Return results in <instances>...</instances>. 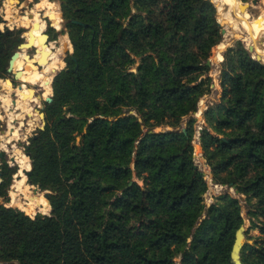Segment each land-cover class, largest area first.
Listing matches in <instances>:
<instances>
[{"label":"trees","instance_id":"16d2710c","mask_svg":"<svg viewBox=\"0 0 264 264\" xmlns=\"http://www.w3.org/2000/svg\"><path fill=\"white\" fill-rule=\"evenodd\" d=\"M62 8L75 61L54 76L45 125L25 148L28 181L49 190L51 211L31 217L0 204V264H234L239 200L224 193L205 204L196 119L180 127L210 91L205 61L222 45L213 2L64 0ZM16 45L12 30H0V79ZM222 56L221 96L203 112L200 146L216 183L256 199L250 213L260 223L251 227L260 235L240 259L264 264V63L240 40ZM161 126L172 130H154ZM2 168L0 197L14 173ZM133 170L141 185H128Z\"/></svg>","mask_w":264,"mask_h":264},{"label":"rangeland","instance_id":"374dc122","mask_svg":"<svg viewBox=\"0 0 264 264\" xmlns=\"http://www.w3.org/2000/svg\"><path fill=\"white\" fill-rule=\"evenodd\" d=\"M10 1L11 0H0V18H1L0 30H2V31L6 30V29L12 30L14 35L17 36V38H18L19 33L17 32V29L20 28V27H25V28L30 29V27L25 25L24 21L28 20V19L29 20L33 19V15H31V13H29V11L33 10V9H40V8L36 7V5H38L40 3L42 4L43 0H18L20 2L19 4L16 2V0H14L15 2H13V3H11ZM44 1H48L47 7H46V10L48 11V13H45V11L43 9L38 10L40 18H41L42 15L45 16L44 18H41L43 20V23H44L43 26L41 27V29H44L47 26L46 27V33L50 36V45H48L49 52L51 50H53L55 47L56 48H60L61 51L57 52L60 55L57 54L58 58L55 60L56 65L58 66L56 68L55 72L54 73L47 72L45 74V76H48L47 78L49 80L47 82L46 81L45 82H39L43 89H44V86L48 82L51 81V83H52V80H53L54 76L60 70H62V69L67 67V58L69 57V54L72 53V55H73V46L71 44V41H70L68 33H67L66 19L64 18V15H63L62 3L64 2V0H44ZM237 2H239V4L240 3H242V4L243 3H248L249 4V6L247 8H245V10H241V8L238 6V11L240 13H242L244 11L245 15L249 18V20H251V19H253V21L254 20L255 21L258 20L259 22H262L264 20V18H263L264 17V0H257L256 4H253L252 0H237ZM213 4H214V6L216 8L217 21L220 22L219 26L221 27V29L225 28V32L227 30L230 31V33H229V35L227 37H225V33H223V34L221 33L222 34L221 42H224V43L227 42L228 43V42L231 41V43L230 44L226 43L227 45L225 44L226 46H224L223 49L219 45H218L219 47L217 49H216V47L212 48V50L210 52V56L208 57L211 60V65H209V70H208V75L211 77L210 91L200 98V101L201 102L203 101L202 102L203 104L201 103V105H203V107H202L203 109L201 110V113H200L201 115L199 114L200 115L199 116V115L196 114L197 111H198V108L201 107V105L199 106V104H200L199 103L200 101H199L198 105H197V110L195 112L189 114V115L184 116L182 118V122L180 124V127L182 129L185 127L186 120H187V118L189 116H192V117H194L196 119V121L194 123L195 134H194V137L192 139V145H193V151H194L193 155H194V162L197 165L198 169L204 174V178L206 179L207 185H208L207 186L208 188H207L206 192L203 195V200H204L205 204L208 206L209 204H211L212 202L215 201V197L216 196H218L220 194H224V193H228L232 197L237 198L239 200V203H240V213H241V217H242V220H243V223H242V225H243V232H242L243 233V238H242L241 241L242 242L253 243L255 241V239L258 238L259 235H260L258 228H252L251 227L252 223H254V224H259L260 223V219L257 218V217H252L251 213H250L251 210H253L255 205H256V199L247 197L246 195L240 193L238 189H237L238 192H236L235 191L236 190L235 186L229 187L227 185L218 184L216 182L213 183L211 169H210V166L206 163V160H205V158L203 156L202 149H201V146H200V141H199V134H200L201 128H202V126L204 124V119H203V112L205 110L204 109V105L208 106V105H211L214 102H218L220 100V96H221V87H220V83H219L220 82L219 74H220V68H221V61L222 60L221 61H216L215 59H213V57L214 56L216 57L217 54H219L220 52H221V54H223V52L226 50V48L229 47V46H232L236 40H240L246 46V48H247L248 45L252 44L251 42L245 41L242 38L236 37V36H234L232 34L234 31H241V32H244V33L247 34L248 31L247 30L244 31V29L240 28L239 26H237V30H232L228 25H226V23H224L222 21L224 19L222 18V15L220 13H218L219 10L217 9L218 7H217V5H216V3L214 1H213ZM52 8H54V11L50 13L49 10L52 9ZM229 13H230V15L232 17H236L233 12L230 11ZM50 14H52L54 16L55 20L61 19V29H60V31L57 29L59 33H56L55 36H53V33L56 31V29L54 28V26L52 27L50 25V19L47 18L49 23L47 22V20H45L46 15H50ZM235 19H237V17ZM46 22L48 24H46ZM127 24H128V19H126L124 21V26H127ZM35 32H39L38 29H35ZM220 32H221V30H220ZM28 34L29 33L26 34L27 38H29ZM23 35H25V32L23 33ZM263 35H264V33H262L256 39V42H255V45L259 49H261L262 51H264V49H263L264 48V44H263L264 43V36ZM26 37L24 36V38L21 39V41L17 40V45L20 42H23L26 39ZM62 39H63V42H62ZM246 42H248V43H246ZM64 43H67V46L69 45L67 50H65V48H64ZM17 45L15 46L14 51L18 50L17 49ZM215 49L218 50V51H216ZM26 52H27L28 55H32V56L34 55V51H32V49H28V50H26ZM43 52L49 53V52L46 51L45 48L42 50V53ZM42 53H41L40 57L38 58V55H39V50H38V52L36 53V56H35V61H38L39 59H41ZM250 53L252 54V56H254L255 51L253 50V52H250ZM20 61H22V59H18L17 58L15 64H17ZM263 61H264V59H263ZM25 62H26V64L19 71L23 72L25 70L24 68L27 65L30 66V61L27 62L25 60L24 63ZM38 69H34L32 71H30L28 69V71L23 72L20 75V80L23 83H28V84H32V85L39 84L38 82H35V78H36V76L41 74V72L43 70V67L42 68H38ZM131 71L134 72L135 74H137L136 66L133 67L131 69ZM10 75H11V73L7 72V75L4 78L0 79V91H1V93H0V119L2 120V122L0 124V151H2V153H3V156L0 158V168L3 167L2 166V162L6 161V162H8L6 166L13 167L14 168V173L11 175L10 183H9L7 189H6V194L4 196L0 197V204H3L5 206H11V207L19 208L18 206L13 204V199H12V193H13L14 190H16L17 183L20 182L19 184L20 185L22 184L21 186L23 188L26 187V192H28V195H30V193H32L33 196H34V192H33L32 187L37 186V185L32 184L31 182H29L27 176H25V178H26L25 183L27 184V186L23 185V183H24L23 176L21 178L16 179L17 175H18V177H19V175H21V174H16L19 171V164L12 161V157H14L13 155H16V154H14V152L16 153V150H15L16 148L11 146L12 143L11 144L10 143H6L7 139H8V135H7V133L3 134L2 130H5L6 132H8V129L10 127H13V129L17 127L18 130H16V131H19L20 134L18 133L17 136H13V134H12V137H18V139L14 141L15 142L14 144L17 146L18 149H20L22 154H24V155H26L28 157V161L31 163V160H30L29 156L25 153V148H26V144L29 143L30 137L33 136V133L34 132H38V130H39V125L41 124V120H42V118L40 116V113L41 112L44 113V109H45V106H46V101L44 100L45 96H44V91L42 89L41 91H39V95L37 97L40 96L43 101H40V99L38 100L37 97H35V99L38 102L34 101V102H31L29 104L30 107H31L30 110L32 111V113L26 114V117H25L26 119L24 121L26 123L27 119H28V125H29L31 123V121H34V119L36 118L37 119V121H35L36 124L33 127L32 126H27V125L20 126V123H18V122H20V120H18L16 118L12 119V116L14 114L12 113V115H10V112L8 110H5L8 100H12L13 101V99L16 98V96L13 93L14 89H12V87L8 88L5 85L6 84V79H10ZM21 81L18 80V83H20ZM50 87H51V91L46 96L52 98L53 90H52V86L51 85H50ZM23 89L26 92H28L29 94L33 95V92L31 93V91L33 90L32 87H30V86L27 87V86L24 85ZM37 104H39V107L37 106ZM22 111L24 112V110H22ZM7 113H8V117L10 119L7 117ZM34 113L37 116H35ZM128 113L136 115V112L133 111L132 109L129 110ZM27 115H29V116H31L33 118L31 119V117L29 118V117H27ZM8 119H9V124H8ZM12 120H13L14 123H12ZM44 122H45V117H44ZM7 125H8V127H7ZM31 128H32V130H31ZM161 128H165V130H172V127H170V126H161V127H158V128H156L154 130L155 131H161ZM2 143L4 144V146L1 145ZM26 156H25V161H26ZM133 164H134V161H132L131 164H130L131 168H133ZM22 173H23V171H22ZM136 176H137L136 175V171L133 170L132 171L131 180L132 181H137L141 185L142 184L141 181L138 180ZM0 180H2L1 175H0ZM45 191L49 192V190H41V188H40L39 193H41L43 195V197L47 201H49L48 198H46L45 195H44ZM16 198L20 199L21 201H24L23 204H22V208H19L20 210L23 209V207H30L31 208V209H29V211H24V212L33 213V215L32 214H28L31 217H34L37 213H39L41 215L50 214V211H51L50 203H49V208L47 210H45V212H44V211H40L38 209H43L45 207H39L37 203H36V205H35L36 207H35V206H32L29 201H25L24 194L19 193L16 196ZM36 208H37V210H36ZM190 240H191V238L189 237L188 241H190ZM175 260L177 262H179V258H177Z\"/></svg>","mask_w":264,"mask_h":264},{"label":"bare ground","instance_id":"6f19581e","mask_svg":"<svg viewBox=\"0 0 264 264\" xmlns=\"http://www.w3.org/2000/svg\"><path fill=\"white\" fill-rule=\"evenodd\" d=\"M216 5H217V9L219 10L218 13H220L222 15V18L224 20H222L224 23H226V25H228L232 30H237V26H239L240 28L247 30L248 33H244V32H241V31H234L232 34L236 37H240L242 38L243 40L245 41H249L251 42L254 47V51L255 53H258L261 55L262 59H264V51H262L261 49H259L256 45H255V42H256V39L262 34L264 33V20L262 22H259L258 20H254L251 19L249 20V18L245 15L244 11L242 13H240L238 11V6H239V2H237V0H213ZM11 3L15 2L14 0H11L10 1ZM47 4H48V1H44L42 2V4H38L36 5V7L40 8V9H33V10H30L29 13H31V15H33V19H28V20H25L24 23L25 25H27L28 27H30V29L26 28V31H25V37H26V34L29 33V38L26 37V41L30 42V44L32 45L33 47V51H34V55H29L28 58H26V61L29 62L30 61V66L27 65L24 69L23 72H26L28 71V69L30 71L34 70V69H38V68H42L43 67V70L41 72V74H39L37 76V82H47L49 79L47 78L48 76H45V74L47 72H51V73H54L56 68L58 67L56 65V62L55 60L58 58V55L60 48H57L54 52H50L49 54L46 53V52H43L42 53V50L45 48L47 52H49V47L48 45H50V41L47 43L45 42V39H46V33H43L41 35H39V32H35V29H39L43 26V20L40 18V15L38 13V10H41L43 9L45 11V13H48V11L46 10V7H47ZM50 13L54 11V8L50 9L49 10ZM233 12L234 15L237 17V19H235L236 17H232L230 15L229 12ZM46 18H49L50 19V25L56 29V32H58V30L60 31L61 29V19H58V20H55L54 16L52 14L50 15H46ZM234 18V19H233ZM264 18V17H263ZM56 21V22H55ZM9 22V21H8ZM25 28V27H24ZM58 29V30H57ZM228 29V28H227ZM230 29V30H231ZM241 30V29H240ZM230 31L227 30L225 32V37H227L229 35ZM231 35V34H230ZM232 36V35H231ZM264 36V35H263ZM262 37V36H261ZM39 38V39H38ZM38 39V40H37ZM64 39V38H63ZM63 39H62V42H63ZM37 40V41H36ZM228 40V39H227ZM227 43V42H226ZM222 42V45H221V48L223 49L224 46H226L227 44H230V42H228L227 44ZM248 43V42H246ZM226 44V45H225ZM259 44V43H258ZM264 44V43H263ZM42 45V46H41ZM69 46V45H68ZM263 46V45H262ZM26 47L27 46H23V48L19 51V55L15 58L14 62H13V70L15 71H19L25 64L26 62L24 63V61H20L18 62L17 64L16 63V60L17 58L18 59H24L25 56L27 55V52H26ZM39 49H38V48ZM264 49V48H263ZM39 50V55H38V58L40 57L41 53H42V57L41 59H39L38 61H35V56H36V53L38 52ZM218 51V50H216ZM60 55V54H59ZM213 59H215L216 61H221L223 59V56L221 54V52L219 54H217V56L213 57ZM45 62V63H44ZM264 62V61H263ZM215 63V62H214ZM216 64V63H215ZM29 66V67H28ZM39 70V69H38ZM22 71H19V73L17 74V78L20 79V75L23 73ZM51 77V76H50ZM47 78V79H46ZM46 79V80H45ZM21 81V80H20ZM27 83H22V87L19 88L18 86L15 88L13 85H11L10 81L9 80H6V86L7 87H12V89H14V94L16 96L15 99L12 100H8L7 102V106H6V109L5 110H8L10 112V115H12V113L14 114L12 116V119L16 118L18 120H20V126H24V125H27V126H34L36 123L35 121H37V119L35 118L34 121H31V123L28 125V119H27V122L25 123V117H26V114H29V113H32V111L30 110V103L31 102H34V101H37L35 99V97L32 95V94H29L28 92H26L23 88H24V85L26 86ZM44 96L45 98L47 97L46 95L48 93H50L51 91V87H50V82H48L45 86H44ZM33 92V90L31 91V93ZM1 93V91H0ZM37 97V96H36ZM37 99L39 100V98L37 97ZM38 102V101H37ZM203 102V101H202ZM201 102V103H202ZM203 104V103H202ZM205 106V105H204ZM203 105H201V110L203 109L202 108ZM26 108V109H25ZM24 110V112L22 111ZM8 112V113H9ZM22 112V113H21ZM8 113H7V117H8ZM35 114V113H34ZM199 115V114H198ZM201 115V114H200ZM199 115V116H200ZM35 116H37L35 114ZM198 116V117H199ZM27 117H31V116H27ZM9 118V117H8ZM33 117H31L32 119ZM10 119V118H9ZM9 119H8V124H9ZM12 123L13 120H12ZM8 127V125H7ZM10 127V126H9ZM35 129V128H34ZM18 130L17 127L13 129V127H10L8 129V132L5 131V133L3 134H6L8 135V139H7V142L6 143H12V147L16 148V153L14 152V154L16 155H13L14 157L13 158V162H16L20 165H24L25 161H24V158L26 155L22 154V152L20 151V149L17 148V146L14 144L15 140L18 139V137H12V134L13 136H17L19 131H16ZM32 130V128H31ZM20 134V133H19ZM12 140V141H11ZM1 145L4 146V144L2 143ZM7 145V144H6ZM5 145V146H6ZM2 147V146H1ZM4 148V147H3ZM26 162H28V169H30V162L28 161V157L26 156ZM17 174H21L16 176V179L18 178H21L23 176V180H24V183L23 185L24 186H27V184L25 183V173L23 171L22 173V169L19 167V171ZM20 182L17 183V187H16V190L13 191L12 193V199H13V204L18 206L19 208H22V204L24 201H21L20 199H17L16 196L19 194V193H22L24 194L25 196V201H29L31 203L32 206H35L36 203L38 204L39 207H45L43 209H38L40 211H44L47 210L49 208V204L47 202V200L43 197V195L41 193H39V190L36 188V187H32L33 189V192H34V196L32 195V193H30V195H28V192H26V187L23 188L20 184ZM14 187V186H13ZM42 195V196H41ZM21 197V196H20ZM36 207V206H35ZM29 209H31L30 207H23V211H29ZM37 210V208H36ZM26 214H32L31 212H25Z\"/></svg>","mask_w":264,"mask_h":264},{"label":"water","instance_id":"95a60500","mask_svg":"<svg viewBox=\"0 0 264 264\" xmlns=\"http://www.w3.org/2000/svg\"><path fill=\"white\" fill-rule=\"evenodd\" d=\"M211 1H212V0H211ZM16 2H17L18 4L20 3L18 0H16ZM212 2H213V1H212ZM256 2H257V0H252V3H253V4H256ZM248 6H249L248 3H243V4L240 3V4H239V7L241 8V10H245V8H247ZM31 17H32V16H31ZM44 17H45L44 15L41 16V18H44ZM45 20H47V22L49 23V21H48L47 18H45ZM4 21H5V20H4ZM71 22H72V23H75V24H78V25H82L83 27H85V24L82 23L81 21H78V20H71ZM48 23H47V24H48ZM218 24L220 25V22H218ZM25 31H26V28H24V27H20V28L17 29V32L19 33V36H18V38H17L18 41H21V39H23V37H24L23 33H24ZM56 33H57V32L55 31V32L53 33V36H55ZM221 33H222V34L225 33V28H222V29H221ZM47 40H48V34L46 33V39H45V42H47ZM23 46H27V47H26V50L32 48V45L30 44V42L24 40L23 42H20V43L17 45V49H18V50L14 51V52L12 53V55L10 56L9 60H8L7 72L13 74V75L15 76V78H17V74L19 73V71H15V70H13V67H12V66H13V62H14L15 58L19 55V51L23 48ZM64 48H65V50L68 49L67 43H64ZM247 49H248L249 52H253L254 47H253V45H248V46H247ZM28 57H29V55L27 54V55L25 56L24 60H26V58H28ZM69 57H71V59H72L73 61H75V57L72 55V53L69 54ZM253 57H254L256 60L263 61L261 55L258 54V53H255ZM205 64L208 65V66L211 65V60L208 58V59L205 61ZM6 80H9L10 83H11V85H12V82H11L10 79H6ZM50 85H51V81H50ZM18 87L21 88L22 86L19 84ZM38 98L41 100V97H40V96H39ZM44 100H45L46 102H51V101H52V98H51V97H46ZM27 116H28V115H27ZM40 116H41L42 120H41V124L39 125V129H43V127H44V125H45V122H44V113L41 112V113H40ZM1 122H2V120L0 119V124H1ZM182 130L185 131L184 128H183ZM161 131H165V128H161ZM149 132H152V131L149 130ZM2 133H5V130H2ZM36 134H37V132H34V133H33L34 136H35ZM27 145H28V144H26V147H27ZM2 156H3V153H2V151H0V158H1ZM12 160H13V158H12ZM30 164H31V163H30ZM6 165H7V162H6V161H3V162H2V166H6ZM31 170H32V165L30 166V169H29V170H24V173H25V175L27 176V178H28L29 174L31 173ZM0 181H1V180H0ZM212 181H213V183H215L214 180H212ZM132 182H133V181L131 180V181L128 183V185H130ZM30 184H31V183H30ZM31 185H32V184H31ZM35 187H36L38 190H40V186H39V185H37V186H35ZM235 191L238 192L237 189H236ZM48 193H49L48 191H45V192H44V195H45L46 198H47V196H48ZM47 202H48V204H49V201H47ZM242 232H243V225H241V226L236 230V232H235V238H234V242H233L232 249H231V253H230L231 262L234 263V264H242L241 259H240V250H241L243 244L245 243V242H242V241H241L242 238H243V233H242Z\"/></svg>","mask_w":264,"mask_h":264},{"label":"flooded vegetation","instance_id":"af4514ba","mask_svg":"<svg viewBox=\"0 0 264 264\" xmlns=\"http://www.w3.org/2000/svg\"><path fill=\"white\" fill-rule=\"evenodd\" d=\"M24 38V37H23ZM50 41V36L48 35V40H47V43ZM30 49H32V51H33V47L32 48H30ZM45 63V62H44ZM10 80H11V82H12V85L14 86V87H16V86H18L19 84L20 85H22V81L20 82V83H18V80L20 81V79H18V78H15V76L13 75V74H11L10 75ZM26 86L27 87H32V89H33V96L34 97H36V96H38L39 95V91H41L43 88H42V86H41V84L39 83V84H35V85H32V84H26ZM9 88V87H8ZM14 93V92H13ZM15 95V94H14ZM40 101H43L42 99L40 100ZM37 103V102H36ZM37 106L39 107V104H37ZM2 169L3 168H0V175H1V171H2Z\"/></svg>","mask_w":264,"mask_h":264},{"label":"built area","instance_id":"2783aa9c","mask_svg":"<svg viewBox=\"0 0 264 264\" xmlns=\"http://www.w3.org/2000/svg\"><path fill=\"white\" fill-rule=\"evenodd\" d=\"M199 101H200V100H199ZM199 103H200V104H199V106H200V105H201V101H200ZM206 107H207V106L205 105V106H204V109H206ZM200 113H201V109H200V108H198V111H197V113H196V114L198 115V114H200ZM7 163H8V162H7Z\"/></svg>","mask_w":264,"mask_h":264}]
</instances>
